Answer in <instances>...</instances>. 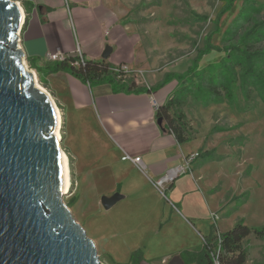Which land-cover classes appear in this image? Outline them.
Instances as JSON below:
<instances>
[{"label": "rangeland", "instance_id": "374dc122", "mask_svg": "<svg viewBox=\"0 0 264 264\" xmlns=\"http://www.w3.org/2000/svg\"><path fill=\"white\" fill-rule=\"evenodd\" d=\"M227 3L228 0H116V11L125 17L126 24L133 27L143 52L142 59L128 65L130 70L126 64L125 69L131 78L139 75L142 81L149 77L147 81L157 85L166 75L189 73L194 59L205 49L209 38L217 48L202 57L198 71L205 72L211 66L221 68L223 65L232 69L236 60L244 64L245 68L234 69L237 81L232 97L229 98L225 90L219 89L221 96L216 98L222 97V101L205 104V100L197 97L198 88L191 81L198 83L202 78H197L194 72L187 79L173 78L168 83V87L173 89L170 97L174 95L183 103L176 108L186 115L190 131L188 144L191 151L185 159L193 158L190 167L175 179L204 166L200 179L205 183L210 182L211 193H216L191 198L190 209L196 218H200L211 215L215 207L223 204L211 217V224L217 226L218 233H223L222 229H231L238 221H244L253 228L264 227V86L255 82V70L250 74V69L255 67H260L264 73V0H236L232 8L219 17ZM23 8L26 13V8ZM216 24H219L218 31ZM244 51L246 55L242 54ZM25 61L30 70L36 72L39 84L51 93L62 112L61 146L70 159L71 175V191L64 197L65 203L89 237L96 241L101 262L128 264L131 258L126 246L118 243L110 247L108 242V226L118 221L119 217L124 220L123 213L119 216L114 214V209L106 210L99 197L87 190L92 185L89 177L93 172L94 148L82 143L84 135L79 134V129L84 126L83 119L79 118L76 122L71 113L67 116L46 70L42 69L41 72V68L33 67L29 58ZM174 111L172 116L177 115ZM100 146L103 151L108 150L105 144ZM77 151L84 157L83 164L87 168L86 186L77 180ZM203 158L206 161L200 164ZM105 163V160L99 165L96 163V178L101 180L97 183L99 189L107 188L112 183L110 167ZM139 173L135 169L131 171L134 177H140ZM143 185L147 191L148 186ZM201 202L204 204L203 210L199 209ZM172 204L178 209L177 204ZM221 211L224 214L220 215ZM154 214L151 217L148 212L146 222L155 220ZM169 217L170 213L166 220ZM126 220H129L128 214ZM194 222L195 228L186 225L180 216L172 215L171 221L160 231L151 228L136 231L131 241L141 249H144V244L150 243L147 256L151 257L196 247L201 244L199 231L205 232L207 224L204 220L195 219ZM245 246L249 252L246 264H264V238L253 233L245 241ZM170 260L155 264H169Z\"/></svg>", "mask_w": 264, "mask_h": 264}, {"label": "crops", "instance_id": "0c3cea01", "mask_svg": "<svg viewBox=\"0 0 264 264\" xmlns=\"http://www.w3.org/2000/svg\"><path fill=\"white\" fill-rule=\"evenodd\" d=\"M19 1L32 5L29 20L22 30L21 47L27 57L41 69L52 63L48 60L50 53L60 51L72 55L75 54L78 45L88 59L106 58L113 65L125 63L129 70L128 65L142 59L143 52L139 47V39L133 27L125 23V17L116 11V0ZM47 75L54 82L52 88L57 93L63 110L67 111V116L71 113L76 122L79 118L83 119L84 126L79 129V134L84 135L82 143L94 148L92 162L95 168L92 166L94 173L92 172L89 177L92 185L87 190L99 197L100 201L103 196L111 197L116 193L120 195L111 209L115 210V215L120 216L123 213L124 220L119 217L118 221H114L113 224L111 222L108 226L109 246L115 247L118 243L125 245L131 258L133 252L141 249L136 247L137 243L131 241L136 231L149 228L160 231L171 221L172 215L180 216L186 225L194 228L195 219L204 220L207 230L203 233L199 231L201 235L199 246L153 257L147 256L150 243L143 245L146 251L141 249L145 260L149 261L145 264L160 261L166 263L170 259L171 262L176 256L181 258L183 264L196 263L188 262L183 254L186 251L197 252L202 248L203 236L210 235L215 225L211 224L212 214L220 210L223 204L219 208L215 207L211 215L200 218H196L194 216L196 214L191 211V198L216 193H211L210 182L205 183L200 179L204 166L176 178L173 186L168 188L169 201L158 193L152 182L172 168L182 165L191 151L188 142L179 143L173 133L165 131L158 124L157 109L169 100L172 87L166 84L158 90L149 92L114 91L111 84L91 87L66 71ZM140 79L138 75L136 78L138 88L155 86L147 81L149 77L142 81ZM102 144L107 146V151L102 150L100 146ZM126 152L133 156H141L146 164V171H139L133 162L124 160ZM75 159L77 180L86 186L84 181L87 168L83 164L84 157L77 151ZM102 160L110 167L112 183L111 185L109 183L107 188L99 189L97 183L101 180L96 178V163L99 165ZM133 169L140 172V177L131 175ZM143 184L148 186L147 191ZM172 203L177 204L178 209L174 208ZM203 207L204 204L201 202L199 209L203 210ZM148 212L151 213V217L154 212L157 213L154 214L155 220L146 222ZM169 213L170 217L166 220ZM127 214L129 220H126ZM221 214H224V211H221ZM219 222L222 223L221 220ZM222 231L226 232L225 229ZM129 239L130 242H127Z\"/></svg>", "mask_w": 264, "mask_h": 264}, {"label": "water", "instance_id": "95a60500", "mask_svg": "<svg viewBox=\"0 0 264 264\" xmlns=\"http://www.w3.org/2000/svg\"><path fill=\"white\" fill-rule=\"evenodd\" d=\"M21 21L17 1L0 0V264H104L64 201L58 110L24 65L26 16ZM119 196H103V207L111 209ZM170 264L183 263L176 256Z\"/></svg>", "mask_w": 264, "mask_h": 264}, {"label": "trees", "instance_id": "16d2710c", "mask_svg": "<svg viewBox=\"0 0 264 264\" xmlns=\"http://www.w3.org/2000/svg\"><path fill=\"white\" fill-rule=\"evenodd\" d=\"M236 0H228L227 5L222 9L219 17L224 13L229 11L234 5ZM26 8V26L29 20L30 10L32 5L30 3H24ZM49 10V9H47ZM219 24H216V30L218 31ZM247 44V43H246ZM217 48L211 44V39H208L206 47L204 50L200 51L198 56L194 59L192 70L185 75H166L164 80L153 87L147 88H138L136 78H131L129 71L126 68L125 63H121L119 66L111 64L106 58L95 60L85 58L84 64L79 66L75 65V62L78 60V57H75L71 54L68 59L62 62H52L47 65L44 69L47 73H53L58 71H66L80 79L82 82L90 85L91 87L101 85V84H111L114 91H154L164 87L166 84L171 82L173 78H182L187 79L188 75L191 72H194L195 76L202 78L195 81H191V84H195L198 88V98L205 100V104L210 102L222 101L223 98H216V96H221L219 89L225 90L227 96L232 97V92L234 90V85L237 79L234 77V69L237 67L245 68L244 64L239 60H236L232 66V69L223 65L221 68L219 66H211L205 69V72L199 70V63L202 60V57L210 53L212 49ZM246 55V52H242ZM31 65L36 67V63L29 59ZM231 69V70H230ZM42 72V69H40ZM255 70V82L259 85L264 86V73L260 67H255L250 69V74ZM233 72V73H232ZM202 81L203 84L200 82ZM194 94L195 91L191 90ZM230 100V99H229ZM183 103L180 100L176 99L172 95L169 100L158 107L157 109V118L163 117V128L165 131L171 132L174 134L177 141L181 144L189 142L191 139L189 126L186 121V115L182 110L178 111L177 106L182 105ZM176 108V110H175ZM175 110V111H174ZM172 111L177 114L172 116ZM206 158H203L200 164H204ZM176 180V179H175ZM73 183V182H72ZM174 182L171 183L173 186ZM166 200L169 201V196L167 195ZM256 234L257 236L264 238V227L262 228H253L247 225L244 221H238L231 229L226 232L218 233L217 226H213L212 233L207 236H203V246L197 252H184L185 258L188 262H196L197 264H215L212 253L217 254L220 264H246L249 258V252L245 246V241L251 234ZM221 247L218 252V247ZM217 251V253H216ZM149 261L145 260L142 250H137L133 252L131 260L128 264H145Z\"/></svg>", "mask_w": 264, "mask_h": 264}, {"label": "built area", "instance_id": "2783aa9c", "mask_svg": "<svg viewBox=\"0 0 264 264\" xmlns=\"http://www.w3.org/2000/svg\"><path fill=\"white\" fill-rule=\"evenodd\" d=\"M75 57H78V60L75 62L76 66H79L80 64H84L85 62V58L86 56L83 54V51L81 49V46L78 45L75 54H72ZM70 57L69 54L63 53V52H56V53H50L48 55V60L50 62H62L65 61L66 59H68ZM124 160H129L131 162H133L136 167L142 171L145 172L146 171V164L143 160V158L141 156H133L130 153L126 152L123 156ZM187 159H185L184 164L179 165L177 167L172 168L170 171H168L164 176L160 177L159 179L156 180H152L154 186L156 189H158L165 198H167V190L169 188V186L171 185V183H173L175 181V177L180 173V172H185L186 168L190 167V163L192 162L193 158L189 159L188 161H186ZM169 184V186H168ZM167 188V190L165 191L164 189ZM173 206L175 207V205L173 204ZM176 208V207H175ZM221 247H218V252L220 251ZM217 253V251H216ZM212 256L214 258L215 264H220L217 254H215L214 252L212 253Z\"/></svg>", "mask_w": 264, "mask_h": 264}, {"label": "bare ground", "instance_id": "6f19581e", "mask_svg": "<svg viewBox=\"0 0 264 264\" xmlns=\"http://www.w3.org/2000/svg\"><path fill=\"white\" fill-rule=\"evenodd\" d=\"M17 4L19 5L20 9H21V13H22V21H21V27L23 26V23H24V19H25V11L23 9V6L20 2H17ZM23 62H24V65L30 70V68L28 67V64L26 63L25 61V58H23ZM34 74H35V81L37 83V85L43 89L45 92H47L51 98L53 99V101L55 102V105L57 107V110H58V115H59V119H60V124H59V127H58V135H57V139L59 141H61V137H62V134H61V128H62V124H63V116H62V112L58 106V104L56 103L55 99L53 98V96L51 95V93H49V91L44 88L43 86H41L38 82V78H37V74L34 70H31ZM61 153L64 154L67 158V188L64 190L65 193H69L70 191V188H71V175H70V159L67 155V153L63 150V148L61 147Z\"/></svg>", "mask_w": 264, "mask_h": 264}]
</instances>
